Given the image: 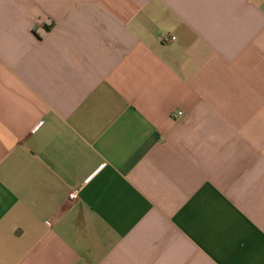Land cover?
<instances>
[{"label": "crops", "instance_id": "obj_1", "mask_svg": "<svg viewBox=\"0 0 264 264\" xmlns=\"http://www.w3.org/2000/svg\"><path fill=\"white\" fill-rule=\"evenodd\" d=\"M0 264H264V0H0Z\"/></svg>", "mask_w": 264, "mask_h": 264}, {"label": "built area", "instance_id": "obj_2", "mask_svg": "<svg viewBox=\"0 0 264 264\" xmlns=\"http://www.w3.org/2000/svg\"><path fill=\"white\" fill-rule=\"evenodd\" d=\"M162 41L163 42H166V43H168V42H171V41H173V40H175L176 39V36H174V35H171V34H164V35H162ZM182 114V112H178V115H181ZM79 197V195H78V190H74L71 194H70V198L71 199H77Z\"/></svg>", "mask_w": 264, "mask_h": 264}]
</instances>
